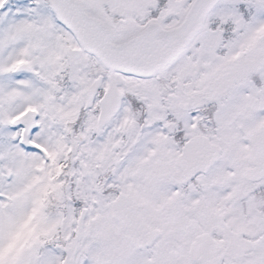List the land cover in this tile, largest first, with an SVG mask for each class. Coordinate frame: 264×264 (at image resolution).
Returning <instances> with one entry per match:
<instances>
[{
    "label": "snow or ice",
    "instance_id": "6c2138e0",
    "mask_svg": "<svg viewBox=\"0 0 264 264\" xmlns=\"http://www.w3.org/2000/svg\"><path fill=\"white\" fill-rule=\"evenodd\" d=\"M0 264H264V0H0Z\"/></svg>",
    "mask_w": 264,
    "mask_h": 264
}]
</instances>
